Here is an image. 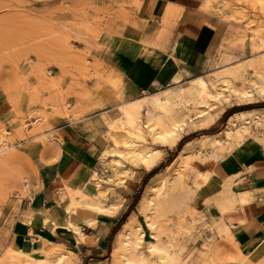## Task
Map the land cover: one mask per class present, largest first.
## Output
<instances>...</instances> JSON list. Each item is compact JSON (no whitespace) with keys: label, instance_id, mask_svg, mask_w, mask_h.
<instances>
[{"label":"rangeland","instance_id":"obj_1","mask_svg":"<svg viewBox=\"0 0 264 264\" xmlns=\"http://www.w3.org/2000/svg\"><path fill=\"white\" fill-rule=\"evenodd\" d=\"M211 1L210 11L220 17L227 30L219 52L228 60L222 59L214 66L211 62L205 71L193 76L177 72L172 83L132 96L127 93L123 69L148 40L143 0H0V220L4 215H13L38 189L41 163L64 160L61 148L70 135L85 137L102 166L101 152L109 143V130L120 145L127 135L123 117L112 129L105 120L121 104L177 86L174 77L178 73L183 76L181 86L187 87L189 79L196 76L217 83L216 75L224 71L223 66L264 57V2ZM251 72L248 69L243 79L233 80L232 87L250 86ZM229 100L214 123L186 130L173 146L153 141L143 127L146 140L141 143L157 148L158 160L149 170L125 162L129 174L134 175L125 180L140 178L141 187L128 215L117 225L104 264H118L112 252L130 217L137 219L145 235L148 233L139 200L152 175L165 172V166L190 139L198 144L205 136L219 132L230 115L264 108V96L256 93L249 101L233 95ZM148 110L147 105L140 108L141 125ZM191 117H195V109ZM260 137L264 139V130L253 127L244 139L264 141ZM111 157L106 162H111ZM105 173L112 179L116 176L110 168ZM179 175L180 185L190 195L179 211L162 221L165 231L159 234L162 241L170 238L177 248V264H264V235L253 248L242 247L233 223L239 219L228 215L236 209L221 215L227 227L223 231L218 219L208 218L198 201V191L210 180L204 182L191 169L180 168ZM72 263L76 264L74 259Z\"/></svg>","mask_w":264,"mask_h":264},{"label":"crops","instance_id":"obj_2","mask_svg":"<svg viewBox=\"0 0 264 264\" xmlns=\"http://www.w3.org/2000/svg\"><path fill=\"white\" fill-rule=\"evenodd\" d=\"M204 1L143 0L142 15L148 27L145 33L148 40L123 69L128 94L133 96L168 85L177 72L193 76L205 71L216 59L227 30L218 15L202 10ZM168 4L175 7L174 14L164 23ZM61 152L64 160L39 165L38 189L23 200L13 215H4L0 220V264H25L10 260L9 249L39 258L44 256L41 249L51 244L69 251L76 264L106 262L110 240L121 218L130 211L141 187L140 178H127L123 184L108 181L110 176L100 165L91 144H86L85 137L78 133L64 140ZM62 165L75 168L89 195L96 191L92 178L97 172L103 187L99 200L105 205L119 202L120 206L114 212L99 211L86 205H77L74 211H68L70 199L59 198L63 189ZM204 167L212 169L213 176L209 184H203L198 191V201L208 218L218 219L222 213L214 201L210 204L203 201L212 200L211 191L219 185V180L231 173L242 179L236 186L238 191H250L255 196L228 214L249 222L240 234L239 222L233 220L240 245L253 248L264 235V141L246 138L224 158L210 160ZM70 222L80 226V231L72 229Z\"/></svg>","mask_w":264,"mask_h":264},{"label":"bare ground","instance_id":"obj_3","mask_svg":"<svg viewBox=\"0 0 264 264\" xmlns=\"http://www.w3.org/2000/svg\"><path fill=\"white\" fill-rule=\"evenodd\" d=\"M259 1L264 2V0ZM211 7L212 1L205 0L202 10H210ZM174 8L168 4L162 22H168L167 19L174 14ZM222 59L228 60L223 52H219L210 66L217 65ZM249 61L250 59H244L228 64L229 66L225 65L222 69L219 68L224 71L216 75L219 81L217 83H209L201 76H196L189 79L187 87L181 86L183 76L178 73L174 77L177 83L174 87L177 88H163L161 91L121 104L118 111L105 118L108 128L112 129L123 117L126 125L122 124V126L127 132L121 145L116 136L110 130L108 132L109 143L101 152L102 167L104 171L110 168L116 176L107 180L115 184H123L126 176L134 177L129 174L126 161L141 165L144 169H150L157 162L158 149L141 143L146 140L143 127L153 141L173 146L186 130L214 123L226 104L230 103L231 95L246 101L252 100L255 93L264 96V57L257 61ZM248 69L252 71L249 79L251 85L242 86L239 89L233 88V80L243 79L244 72ZM144 105H147L149 110L146 120L141 125L139 111ZM194 109L195 117H191ZM253 127L257 131L264 130V108L236 112L229 116L225 126L219 132L205 136L206 138L198 144L191 139L187 141L179 153L165 166V172L159 171L152 175L139 200L148 233L145 235L137 219L130 217L118 234V241L116 240L118 244L112 252L114 261L118 264H177V248L170 238L162 241L159 234L165 231L162 221L169 220L173 211H179L190 195L189 190L180 185V168L196 170L203 177L204 182H208L213 172L212 169L209 170L203 165L210 160L224 158L228 153L227 150L244 141L245 134L251 133ZM259 139L264 140L262 137ZM109 156H112V161L106 162ZM98 176L101 177L94 172L92 185L96 191L89 195L84 191V182H80L79 173L75 168L72 170L68 165H62L63 189L59 198L70 199L68 211L73 210L77 205H86L99 211L114 212L120 206L119 202L105 205L99 200L100 195L103 194V187ZM241 182L242 179L231 173L228 177L219 180V185L217 184L218 186L211 191L210 198L222 214L235 210L255 198L250 191L236 189ZM217 223L223 231H227L222 217L218 218ZM69 225L75 231H80V226L77 224L70 222ZM248 225L249 222L246 219H239L238 232L243 234ZM41 252L44 256L35 258L28 253L9 249L8 258L16 263L25 264H69L73 260L69 251L56 244L42 248ZM152 255H155L156 259H153Z\"/></svg>","mask_w":264,"mask_h":264}]
</instances>
